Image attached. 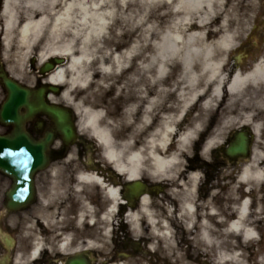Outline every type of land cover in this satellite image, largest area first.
Returning <instances> with one entry per match:
<instances>
[{
    "label": "clouds",
    "instance_id": "obj_1",
    "mask_svg": "<svg viewBox=\"0 0 264 264\" xmlns=\"http://www.w3.org/2000/svg\"><path fill=\"white\" fill-rule=\"evenodd\" d=\"M0 139V264H264V0H0Z\"/></svg>",
    "mask_w": 264,
    "mask_h": 264
},
{
    "label": "water",
    "instance_id": "obj_2",
    "mask_svg": "<svg viewBox=\"0 0 264 264\" xmlns=\"http://www.w3.org/2000/svg\"><path fill=\"white\" fill-rule=\"evenodd\" d=\"M23 145L11 140L0 139V170L8 169L15 179V187L20 197L27 195L26 187L30 182L31 162L27 152L20 149ZM28 179H25V177Z\"/></svg>",
    "mask_w": 264,
    "mask_h": 264
},
{
    "label": "flooded vegetation",
    "instance_id": "obj_3",
    "mask_svg": "<svg viewBox=\"0 0 264 264\" xmlns=\"http://www.w3.org/2000/svg\"><path fill=\"white\" fill-rule=\"evenodd\" d=\"M0 175H3L5 179H10L13 183V179L10 176L3 174V173H0Z\"/></svg>",
    "mask_w": 264,
    "mask_h": 264
}]
</instances>
